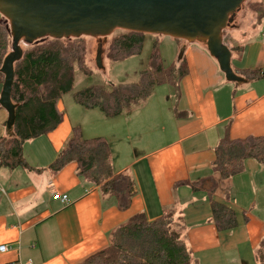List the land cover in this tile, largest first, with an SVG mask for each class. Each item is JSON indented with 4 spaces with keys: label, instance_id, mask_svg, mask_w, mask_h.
Returning a JSON list of instances; mask_svg holds the SVG:
<instances>
[{
    "label": "crops",
    "instance_id": "crops-1",
    "mask_svg": "<svg viewBox=\"0 0 264 264\" xmlns=\"http://www.w3.org/2000/svg\"><path fill=\"white\" fill-rule=\"evenodd\" d=\"M254 18L258 22L256 16L245 22ZM238 28L233 23L226 32ZM262 40L243 45L237 33L225 43L239 82L226 79L203 42L204 47L187 48L189 72L180 87L184 115H175L177 121L158 134L137 138L138 144L151 145L150 153L119 169L113 160L116 173H130L136 182L138 195L126 211L89 187L76 163L54 171L74 128L63 118L54 131L27 141L23 157L29 169L0 167V246L9 248L0 253V264H80L106 249L112 232L136 214L143 212L153 222L164 211L174 214L194 262L264 264V165L248 159L244 171L231 179L213 174L215 148L223 138L264 136V33ZM1 107L0 140L8 135ZM211 175L218 182L215 199L238 214L231 231H217L207 190L194 189ZM57 194L69 203L54 201Z\"/></svg>",
    "mask_w": 264,
    "mask_h": 264
},
{
    "label": "trees",
    "instance_id": "trees-1",
    "mask_svg": "<svg viewBox=\"0 0 264 264\" xmlns=\"http://www.w3.org/2000/svg\"><path fill=\"white\" fill-rule=\"evenodd\" d=\"M254 11L260 21L264 17L263 2L255 5ZM143 38V34L126 31L114 40L108 58L118 62L140 54ZM44 40L34 43L25 53L23 50L22 58L14 64L11 100L15 106L12 123L15 136L0 140V167L29 169L23 157V145L47 135L61 124L57 103L74 88V65L80 61L81 55L78 56V62L75 59L70 61L69 54L40 45ZM53 41L60 42L56 39ZM10 48L8 30L0 27V83L5 78L1 69L5 58L11 53ZM153 59L152 69L142 72L137 82L109 89L94 86L77 93L75 101L87 108L99 109L106 118H115L142 103L158 86L170 85L180 91L181 81L189 72L185 60L178 67L166 70L156 53ZM215 154L213 174H219L222 180L231 179L244 171L248 159H255L264 165V136L237 140L225 137L216 146ZM72 162L77 164L78 175L89 187L98 188L103 196L114 198L119 210L130 208L138 195L135 179L130 173L115 172L113 151L104 138L84 139L81 128L74 127L70 141L52 168L59 171ZM214 175L194 185V189L207 190L217 231H231L238 225V214L227 202L215 199L218 182ZM80 264L198 263L193 261L184 239L176 229L174 214L164 211L153 222L143 212L136 214L112 232L106 249Z\"/></svg>",
    "mask_w": 264,
    "mask_h": 264
},
{
    "label": "rangeland",
    "instance_id": "rangeland-1",
    "mask_svg": "<svg viewBox=\"0 0 264 264\" xmlns=\"http://www.w3.org/2000/svg\"><path fill=\"white\" fill-rule=\"evenodd\" d=\"M263 1L246 0L242 4L240 11L236 14L237 18L234 20V24H237L239 28L226 32L228 27L222 32L224 44L228 43L229 37L232 38L237 33L243 45H246L252 39L260 43L263 42L264 21L261 24L260 21L257 22L256 18H254L253 22H245L246 18L252 19L255 16L257 17L254 6ZM0 27L7 28L8 30L10 51L12 52L13 36L11 24L1 14ZM125 32L124 30H115L107 39L82 36L67 37L62 40L60 39V42H54L53 39L48 38L40 44L53 51L69 54L68 60L70 61L74 59L76 61L79 60L78 56L81 55L80 61H77L78 63L74 65V88L58 101L57 109L66 125L81 128L84 139L102 137L109 142L113 151V160L118 169L126 165L130 160L152 151L150 144L144 147L143 140L141 144H138L137 138L142 139L146 135L158 134L164 129L163 126L169 128L171 124L176 122L178 119L176 116L180 117L184 115V96H182V91L174 89L170 85L158 86L154 89L151 96L142 103L134 105L130 111H125L121 116L115 118H106L99 109H91L78 104L75 101V95L94 86H104L109 89L116 85L137 82L142 72L152 69L153 55L155 53L159 56L160 62L167 70L173 66H179L182 62L179 59L180 54L184 52L185 55L187 48L205 46L199 41L186 44V39L174 38L163 34H143L144 40L140 54L122 61L112 62L107 56L110 47L114 45V40ZM33 44H27L22 41L19 46L25 53L34 46ZM207 52L209 53L208 50ZM99 53L101 54V66L97 62ZM209 55L211 56L210 53ZM2 89L3 83H0V96ZM2 110L1 112L6 117L7 122L8 135L6 138H12L15 134L13 129L8 125L9 113L4 108ZM134 123L136 125L133 126ZM126 137L128 138L126 139Z\"/></svg>",
    "mask_w": 264,
    "mask_h": 264
},
{
    "label": "water",
    "instance_id": "water-1",
    "mask_svg": "<svg viewBox=\"0 0 264 264\" xmlns=\"http://www.w3.org/2000/svg\"><path fill=\"white\" fill-rule=\"evenodd\" d=\"M246 0H0V14L10 21L12 52L5 58L0 105L13 123L11 100L14 64L23 56L20 42L46 38L102 37L115 30L163 34L203 42L230 82L241 81L232 68V52L222 32L230 27ZM185 44V45H186ZM184 45V46H185ZM180 62L184 52L180 54ZM101 66V54L97 56Z\"/></svg>",
    "mask_w": 264,
    "mask_h": 264
},
{
    "label": "built area",
    "instance_id": "built-area-1",
    "mask_svg": "<svg viewBox=\"0 0 264 264\" xmlns=\"http://www.w3.org/2000/svg\"><path fill=\"white\" fill-rule=\"evenodd\" d=\"M54 201H59L62 205H67L69 203V199L66 195L57 194L52 197ZM9 250L6 245L0 246V253H5ZM12 264V263H9Z\"/></svg>",
    "mask_w": 264,
    "mask_h": 264
}]
</instances>
